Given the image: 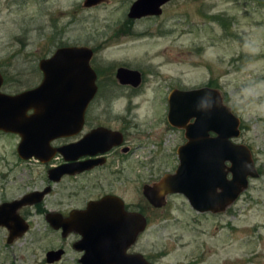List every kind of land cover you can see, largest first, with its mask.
I'll return each mask as SVG.
<instances>
[{"label":"rangeland","instance_id":"374dc122","mask_svg":"<svg viewBox=\"0 0 264 264\" xmlns=\"http://www.w3.org/2000/svg\"><path fill=\"white\" fill-rule=\"evenodd\" d=\"M84 1L0 0L2 90L36 87L43 79L40 60L61 46L90 47L102 82L91 120L123 129L133 148L121 159L122 169L115 167L117 174L111 168L104 175L149 219L135 249L154 264H264V0H172L161 15L137 20L128 17L135 0L90 8ZM122 65L142 73L138 88L118 83ZM204 86L218 89L241 119L234 141L251 149L261 175L217 214L198 212L183 194L168 195L155 208L143 185L175 172L178 147L187 140L185 130L168 121L169 95ZM19 142V136L0 132V189L12 187L0 190V203L21 195L23 181L46 179L44 166L20 161ZM30 220L32 228L11 244L0 226V264H49L47 251L73 240L54 231L44 214Z\"/></svg>","mask_w":264,"mask_h":264},{"label":"water","instance_id":"95a60500","mask_svg":"<svg viewBox=\"0 0 264 264\" xmlns=\"http://www.w3.org/2000/svg\"><path fill=\"white\" fill-rule=\"evenodd\" d=\"M105 1L85 0L84 6L90 8ZM169 1L135 0L128 17L161 15ZM92 56L93 50L87 46H61L50 57L40 60L42 81L34 88L14 94L1 91L4 77L0 71V131L21 137L17 151L22 159L48 161L54 152L52 140L81 129L86 110L98 91L97 72L90 62ZM116 76L122 84L139 86L142 82L139 70L120 67ZM168 121L184 129L187 140L178 147L180 163L175 172L166 173L159 182L144 187L145 197L155 208L163 207L168 195L183 194L198 212H222L247 190L250 179L260 176L251 149L234 141L242 131L241 119L224 102L218 89L204 86L172 90ZM121 144L122 133L101 126L79 146L97 145L99 151L106 152ZM57 150L64 152L65 148ZM33 194L0 205V226L9 229L7 243H13L28 231L29 226L17 209L34 203ZM87 211L83 215L85 223L79 226L54 216L47 219L55 229L62 228L64 236L74 228L83 235L80 243L91 244L96 252L109 250L111 253L100 264H154L139 254L125 253L147 225L142 213L127 212L123 201L113 195L92 203ZM90 211L100 212L92 216ZM100 234L111 236L109 248L99 245ZM63 253L62 249L50 250L46 260L54 263Z\"/></svg>","mask_w":264,"mask_h":264},{"label":"flooded vegetation","instance_id":"af4514ba","mask_svg":"<svg viewBox=\"0 0 264 264\" xmlns=\"http://www.w3.org/2000/svg\"><path fill=\"white\" fill-rule=\"evenodd\" d=\"M146 17L151 18L154 16H146ZM133 20H137V19H133ZM94 58L95 56H94V51H93V56L90 62H91V66L97 72L96 83L98 86V91H97L95 98L91 101L90 105L88 106L86 110L85 119H84L81 129L75 134L58 137L52 140L51 147H53L54 152L48 161H42L41 159L34 158V157L29 160H24L18 154V157L20 161L22 162L23 161L24 162L26 161L28 163L34 162V163H39L40 165L44 166L45 172H46V177H45L46 179L43 184H38V182L34 178H31L30 181L29 179L28 181H25V182L23 181L22 187H24L25 190L21 195L13 197V198H6L0 203L1 205L2 203H5V202H13L15 200H19L23 198L27 194L34 193L31 197L34 203L23 205L17 209V213L21 216V218H23L25 223H27V225L29 226L28 231L32 228V222L30 220V217L33 215L44 214L47 222L49 223V225L54 231L60 232L61 236L64 239H70L71 237L73 238V240L69 242V245L68 243H65L56 248L50 249V250L62 249L64 253L60 260L54 263H49V264H60L66 261H69L70 264H85V262L86 263L96 262L97 264H100L103 258H107V256L111 252L109 250L107 252L103 251V249L96 252L93 250V247L91 246V244L80 243V241L83 239V235L79 231L75 230L74 228L69 230L67 234L64 236L63 229L62 228L55 229L48 221L47 219L48 216H54L56 218H63L66 220V222L69 225L72 222H74L75 225L79 226L85 223V219L83 218V215L84 213L88 212L87 210L89 206L94 202L101 201L103 198L109 195L119 197L123 201L124 209L127 212H136V210L132 209L129 206V204L126 202L125 197L117 192V186L114 184L113 181H111L110 176L104 175L105 169L114 168V172H116L115 167H117V169H122L121 159L124 157V155L133 153V148L130 147L129 145L130 141L129 139H127V133L123 129H120V130L112 129L114 131H118L122 133V144L118 146H114L111 149L107 150L106 152L99 151L97 145H95V147L94 146H91V147L79 146V144L83 141V139H85V137L88 134H90L93 130L101 126L106 127L104 125L94 124L93 120H91V118L93 117H91L90 115V110L92 109V106L95 103V101L98 100V96L102 89L100 72L93 65ZM120 67H126V66H123V65L118 66L116 69L115 76L117 75V70ZM126 68H129V67L127 66ZM3 77H4V84H5V76L3 75ZM141 77H142V82H143L142 73H141ZM116 79L120 85L125 86V87L138 88L142 84V82L140 83L139 86H133L132 84H122L118 80L117 76H116ZM3 86L1 87V91H3L2 90ZM168 102H169V99H168ZM32 112L33 110H30L28 113L31 114ZM106 128L111 129L110 127H106ZM2 133H5V132H2ZM6 134H14V133H6ZM15 135L19 136L18 134H15ZM19 138L21 141L20 136ZM58 148H65V150L64 152H61L57 150ZM115 160L117 162L116 165H115ZM258 171L261 175V171L259 168H258ZM117 173L118 172H116L115 174ZM110 175L113 176L112 173H110ZM104 176H107L106 178L107 185H105L103 182ZM14 182L16 185L18 184L17 180H15ZM147 184H151V183H145L143 185V191H144L145 185ZM11 189L12 187L8 185V186L1 187L0 190L3 193H5ZM50 196H52V198L48 199V197ZM37 199H41V200H37ZM137 211L141 212L146 217L147 225L145 229L138 234L135 242L126 248L125 253L127 255L139 254L144 258V260L150 263H153L148 254L135 249V245L139 242L141 237L145 234L148 228V221H149L145 213L139 210ZM99 212L100 211H90L89 215L95 216V214ZM211 213H214V212H211ZM214 214H217V213H214ZM5 228L9 231L7 227ZM99 239L101 241L99 242L100 246L103 247L106 245L107 248H109L108 244H110V239H111L110 235L100 234ZM102 239H105V240L102 241ZM223 264H227V263L224 262Z\"/></svg>","mask_w":264,"mask_h":264}]
</instances>
